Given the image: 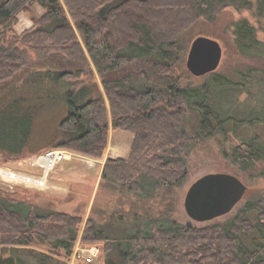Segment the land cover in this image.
Returning <instances> with one entry per match:
<instances>
[{
  "label": "trees",
  "instance_id": "trees-1",
  "mask_svg": "<svg viewBox=\"0 0 264 264\" xmlns=\"http://www.w3.org/2000/svg\"><path fill=\"white\" fill-rule=\"evenodd\" d=\"M62 2L74 28L60 0H0V39L6 43L0 53V83L6 82L20 69L12 65L15 52L8 51L9 46L16 49L13 44L17 40L15 36L6 39L4 25L15 22L19 12L29 11L33 5L40 6L44 10L43 16L31 19L36 26L37 36L34 38L41 39L36 47L29 46L38 57L56 52L69 57L74 55L75 62L87 65L84 49L103 89V93L98 90L97 81L89 70L86 80L67 91L69 110L59 123L67 137L55 148L100 158L106 148L109 126L129 132L133 140L128 157L107 158L101 178L125 186L138 199L151 200L154 193L160 191L163 201H167L158 219L152 220L146 214L151 212L147 209L143 229L133 230L120 244H115L97 228L90 217L81 240L103 245L104 264H264L255 248L258 239L264 242V222H253L248 216L253 210L251 204L220 225L195 228L178 225L169 219L171 190L179 185L186 172L184 115L188 110V99L186 87L180 83L184 72L182 65L177 63V40L197 19H212L227 6L248 8L250 0ZM233 33L239 53L250 59H264V55L257 52L260 41L255 30L246 20L236 22ZM22 44L29 43L24 40ZM217 67L210 73L223 76L215 71ZM261 68H247L249 72L255 69L260 75L252 81V86L264 85V67ZM60 74L61 78L64 77L63 73ZM79 74L77 71L76 75ZM219 78L214 76L215 82L221 83ZM79 96L88 100L80 103ZM202 107L198 110L199 127L208 137L217 122L220 126L227 120L219 119V112L215 114L212 107ZM244 109L249 114L257 110V117L251 121L239 119V124L262 121L260 108L250 105ZM261 139H249L233 147L232 157L242 169L264 160V139ZM144 190L147 193L143 194ZM81 222L79 216L55 210L39 213L34 205L17 200L13 195H0V246H11L10 249L2 247L0 264H65L51 255L24 246L45 243L69 256ZM254 230L257 236L245 243L241 236ZM262 244L260 242L261 248ZM6 251L8 254L4 255Z\"/></svg>",
  "mask_w": 264,
  "mask_h": 264
},
{
  "label": "rangeland",
  "instance_id": "rangeland-1",
  "mask_svg": "<svg viewBox=\"0 0 264 264\" xmlns=\"http://www.w3.org/2000/svg\"><path fill=\"white\" fill-rule=\"evenodd\" d=\"M60 1L67 13L65 4L62 0ZM250 2L251 6L248 8L235 9L227 6L212 19H197L177 40V63L182 65L184 72L180 83L186 87L188 99V110L184 115V127L187 134L184 153L186 172L179 185L171 190L169 213L170 221L174 220L178 225L195 228L220 225L229 222L241 208L248 204L253 205V210L248 214L253 222L258 220L264 222V213H261L264 211V160L242 169L232 157L233 147L242 145L249 139H264V85L252 86V81L257 80L259 74L255 72V69L250 72V69H247L248 67L262 69L264 59H250L239 53L233 33L234 24L240 20H246L253 26L255 35L260 41L257 52L264 55V0H250ZM43 14L44 10L40 6L33 5L29 11L19 12L15 22H6L4 25L7 31L6 39H12L15 36L17 40L13 44L16 49L9 46L8 51L15 52L12 65L20 69L6 82L0 83V170L33 179L35 177L36 181L40 179L42 169L36 165L32 166V158L50 148H55L58 142L67 137V134L59 127V123L66 117L69 110L66 101L67 91L75 88L81 80H86V74L91 70L97 81L98 90L100 89L103 93L100 77L84 49L87 65H83L80 61L75 62L74 55L69 57L56 52H48L43 57L36 55L32 47L38 45L41 37L37 40L34 38L37 36L34 31L36 26L31 18L40 19ZM67 16L74 28L68 13ZM202 38L219 42L222 53L215 71L223 76H216V73L209 72L195 77L186 69L185 62L189 49ZM24 40L29 44H22ZM5 44L3 39H0V53ZM30 44L32 47L29 46ZM17 49L24 52L20 53L21 51ZM69 58L73 62L71 60L69 62ZM77 71H80L78 76ZM60 73H63L64 77L61 78ZM214 76L220 77L222 82H215ZM86 100H88L87 97L83 99L78 97L80 103ZM204 105L212 107L215 114L219 112V119L227 120L220 126L217 122L216 127L213 126L214 132L208 137L199 127L198 110H201ZM250 105L261 109L260 119L263 118V122L239 124L237 122L239 119L251 121L257 117V110L249 114V111L244 109ZM111 131L115 132L111 133ZM127 133L109 126L106 148L110 140L113 141L120 134L128 135ZM131 138L133 140L132 134ZM126 142L121 143L119 148H108L109 151H113V158L121 157V151H126ZM131 145L132 141L130 149ZM65 150L68 152L65 161L75 162L79 171L77 176L68 181L69 192L67 191L65 196L51 195L47 190L49 178L61 162L51 170L43 185L0 173V195H13L17 200L34 205L39 213L55 210L81 218L80 230L69 256L61 249L53 250L48 244L37 241L35 242L38 244L32 243L24 247L51 255L65 264H104L103 245L101 243L87 244L81 240L87 219L90 217L97 228L112 238L115 244H120L133 230L144 226L147 221L146 214L153 218L152 220L158 219L159 212L167 201H163V194L160 195V191L157 194L154 193V198L152 197L151 200L147 201L143 199L144 197L138 199L125 186L122 187L110 179L101 178L102 169L96 178L95 166L98 162L92 158L99 159V157ZM216 172L236 176L246 185V191L241 200L227 214L205 222L194 221L185 213L183 207L185 193L189 185L198 177ZM145 193L147 191L144 190L143 194ZM147 209L151 212L145 214ZM256 232L254 230L242 235L241 239L248 243L250 238L257 236ZM260 242L264 243L258 239V246L255 248L264 259V244L261 248ZM2 247L0 246V252L3 248H11V246ZM90 253L94 254V258L91 263H87L85 258ZM7 254V251L4 252V255ZM115 259L120 261L118 256Z\"/></svg>",
  "mask_w": 264,
  "mask_h": 264
},
{
  "label": "water",
  "instance_id": "water-1",
  "mask_svg": "<svg viewBox=\"0 0 264 264\" xmlns=\"http://www.w3.org/2000/svg\"><path fill=\"white\" fill-rule=\"evenodd\" d=\"M221 53L218 41L202 38L189 49L186 69L195 77L203 76L217 67ZM245 191L246 185L232 174L207 173L189 185L183 199V207L192 220L209 221L230 212Z\"/></svg>",
  "mask_w": 264,
  "mask_h": 264
},
{
  "label": "crops",
  "instance_id": "crops-1",
  "mask_svg": "<svg viewBox=\"0 0 264 264\" xmlns=\"http://www.w3.org/2000/svg\"><path fill=\"white\" fill-rule=\"evenodd\" d=\"M119 131V130H117ZM115 131H111L113 133ZM127 133V132H126ZM128 135H123L120 134L119 137H116L113 141L110 140L108 142L106 151L104 152L103 156L100 157L99 159L92 158V160H95L98 162V165L95 166L97 169V177L101 172V169L104 165V162L107 158H113V151H109V147L113 148H119L121 146V143L126 142L127 144V149L126 151L123 150L121 151V157L125 158L127 157L130 149V144L132 141L131 134L127 133ZM111 139V138H110ZM125 139V140H124ZM75 160V159H73ZM77 164L75 162L71 161H62L58 166L56 171L50 176L49 181H48V186L47 190L51 195L55 196H65L69 191V184L68 181L72 180V177L77 176V173L79 172L77 170ZM68 191V192H67ZM67 192V193H66Z\"/></svg>",
  "mask_w": 264,
  "mask_h": 264
},
{
  "label": "built area",
  "instance_id": "built-area-1",
  "mask_svg": "<svg viewBox=\"0 0 264 264\" xmlns=\"http://www.w3.org/2000/svg\"><path fill=\"white\" fill-rule=\"evenodd\" d=\"M67 157H68L67 150L60 148H50L47 151L38 154L37 156L32 158L31 162H32V166L36 165L42 169L40 174V179L36 181L35 177L33 179L32 177L30 178L29 176H27L26 179L29 178V181H31L32 183L37 182L39 183L38 185H43L44 181H46V178L48 174L51 172V170H53V168L60 162L65 161ZM90 252H92V250H90ZM93 258H94V254L90 253V255H88L85 258V261L87 263H91L93 261Z\"/></svg>",
  "mask_w": 264,
  "mask_h": 264
},
{
  "label": "bare ground",
  "instance_id": "bare-ground-1",
  "mask_svg": "<svg viewBox=\"0 0 264 264\" xmlns=\"http://www.w3.org/2000/svg\"><path fill=\"white\" fill-rule=\"evenodd\" d=\"M119 151H120V150H119ZM0 173H1V174H4L5 176L8 175V176H10V177H12V178H17V179H26V178H27V176L25 177V175H24V176H21V175H19V174L10 173V172H5V171H2V170H0ZM26 180L29 181V178L26 179Z\"/></svg>",
  "mask_w": 264,
  "mask_h": 264
}]
</instances>
